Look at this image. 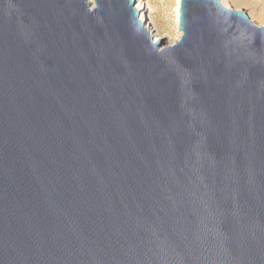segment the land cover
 Masks as SVG:
<instances>
[{
    "label": "water",
    "instance_id": "obj_1",
    "mask_svg": "<svg viewBox=\"0 0 264 264\" xmlns=\"http://www.w3.org/2000/svg\"><path fill=\"white\" fill-rule=\"evenodd\" d=\"M92 1L0 0V264H264V26Z\"/></svg>",
    "mask_w": 264,
    "mask_h": 264
},
{
    "label": "rangeland",
    "instance_id": "obj_2",
    "mask_svg": "<svg viewBox=\"0 0 264 264\" xmlns=\"http://www.w3.org/2000/svg\"><path fill=\"white\" fill-rule=\"evenodd\" d=\"M149 9L147 14L153 32L164 38L167 44L175 43L181 36L177 21L176 0H145ZM228 8L247 12L251 20L257 25L264 24V0H221ZM153 37V36H152Z\"/></svg>",
    "mask_w": 264,
    "mask_h": 264
},
{
    "label": "bare ground",
    "instance_id": "obj_3",
    "mask_svg": "<svg viewBox=\"0 0 264 264\" xmlns=\"http://www.w3.org/2000/svg\"><path fill=\"white\" fill-rule=\"evenodd\" d=\"M89 1L91 2V4H93L92 0H89ZM176 2H177V6H176V9H177V21L179 23V15H180L179 3H180V0H176ZM134 7L139 13L140 20L145 23L147 29L152 33L153 30H152V27H151V24H150V21H149V17H148V14H147V10L149 9V7H148V4L146 3V1L145 0H135V6ZM258 26H264V24L263 25H258ZM152 36H153L154 41H157V42L158 41H163V43H162L163 47L170 45V44H167L166 42H164V38L160 34L154 33V34H152Z\"/></svg>",
    "mask_w": 264,
    "mask_h": 264
}]
</instances>
